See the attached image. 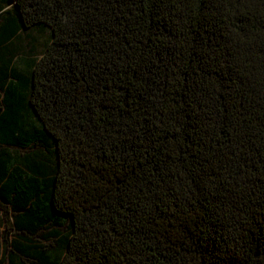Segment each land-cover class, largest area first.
Returning <instances> with one entry per match:
<instances>
[{
	"label": "trees",
	"instance_id": "obj_1",
	"mask_svg": "<svg viewBox=\"0 0 264 264\" xmlns=\"http://www.w3.org/2000/svg\"><path fill=\"white\" fill-rule=\"evenodd\" d=\"M0 9L47 33L0 95V264H264V0Z\"/></svg>",
	"mask_w": 264,
	"mask_h": 264
},
{
	"label": "crops",
	"instance_id": "obj_2",
	"mask_svg": "<svg viewBox=\"0 0 264 264\" xmlns=\"http://www.w3.org/2000/svg\"><path fill=\"white\" fill-rule=\"evenodd\" d=\"M11 5L4 6L1 8L4 10L5 8H10ZM0 9V10H1ZM1 10V11H2ZM8 18L0 17V95H28L29 91V77L31 73V68L33 64V60L37 53V50L41 47L42 43L47 39V33H39L35 31L30 33L26 31V38L23 39V32L21 28L8 30L5 27V24L8 23ZM22 36L21 38H19ZM21 41V45L23 42L29 43V47H26L24 51L14 49V43ZM34 45V47L32 46ZM13 48V52L10 50ZM9 55V56H8ZM4 56L9 58L4 60ZM4 67H6L5 70ZM17 99L13 100V106L16 105ZM21 101V100H20ZM17 108V107H16ZM23 110L20 108L16 111V115L14 117H21ZM28 117V114L26 115ZM34 124L36 128L38 127V121L34 118ZM2 125L0 123V135L1 134ZM18 133V138H15V135ZM22 140V134L18 131H14V137L11 139V142L6 141L0 136V156L7 152L8 149L12 150L15 147L19 146V141ZM1 158V157H0ZM13 218L10 216V222H12ZM6 224V220L2 214L0 209V225L3 227Z\"/></svg>",
	"mask_w": 264,
	"mask_h": 264
}]
</instances>
